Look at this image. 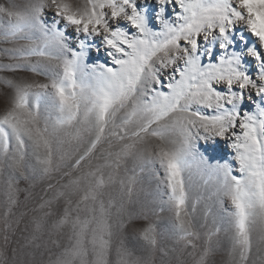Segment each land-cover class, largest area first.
Segmentation results:
<instances>
[{
	"label": "rangeland",
	"instance_id": "1",
	"mask_svg": "<svg viewBox=\"0 0 264 264\" xmlns=\"http://www.w3.org/2000/svg\"><path fill=\"white\" fill-rule=\"evenodd\" d=\"M107 2L0 0V264H264L258 197L239 227L232 141L190 128L184 100L155 103L148 69L134 92H114L105 66L121 57L105 33H84L60 13L66 5L88 18L95 9L132 35L101 9ZM140 2L160 31L154 3ZM233 35L250 38L243 25ZM212 46L202 42L199 54ZM168 50L156 51L154 71L176 56ZM236 50L254 73L246 44ZM170 159L182 181L175 192Z\"/></svg>",
	"mask_w": 264,
	"mask_h": 264
},
{
	"label": "snow or ice",
	"instance_id": "2",
	"mask_svg": "<svg viewBox=\"0 0 264 264\" xmlns=\"http://www.w3.org/2000/svg\"><path fill=\"white\" fill-rule=\"evenodd\" d=\"M154 3L153 22L162 28L154 31L148 23V9L140 0H108L100 7L111 9L113 22L123 20L125 28L110 27L95 9L88 18L69 13L61 5L60 13L74 25H82L104 35V43L121 58L115 67L105 66L113 91L127 95L150 68L158 49H169L176 56L164 65L165 71H151L153 100L164 108H173L185 101L193 119L190 128L206 134L227 137L232 141L242 176H233L236 184L233 202L238 210L241 233L245 228L247 201L256 196L264 206V0H147ZM173 14L176 23L169 18ZM238 25L246 27L250 38L241 36L246 54L256 65L253 73L245 69V58L236 49L240 46L233 33ZM163 37V41L156 38ZM212 39L218 47H209L200 55L202 42ZM229 49L231 53L229 54ZM112 57L113 52L109 51ZM171 65V68H168ZM109 94L105 92V102ZM255 98V99H254ZM251 101L255 111L245 110ZM170 181L175 192L182 183L178 163H168ZM183 205V198L178 200Z\"/></svg>",
	"mask_w": 264,
	"mask_h": 264
},
{
	"label": "bare ground",
	"instance_id": "3",
	"mask_svg": "<svg viewBox=\"0 0 264 264\" xmlns=\"http://www.w3.org/2000/svg\"><path fill=\"white\" fill-rule=\"evenodd\" d=\"M86 14V13H85ZM165 50V49H164ZM169 51V50H168ZM171 51V50H170ZM166 52V54H167V51H165ZM165 52H163V53H165ZM171 54V53H170ZM83 55V54H82ZM154 58V57H153ZM155 58H157V57H155ZM157 62H158V60H157ZM154 60H152L151 61V65H150V68L148 69V70H150L149 72H148V74L150 75V72L151 71H154V68H153V66H154ZM93 68V67H92ZM150 78L152 79V76L150 75ZM104 79V78H103ZM106 80V79H105ZM102 85V84H101ZM110 85V84H109ZM101 87V86H100ZM108 89V88H107ZM93 93V92H92ZM187 116V115H186ZM184 119V118H183ZM177 123V122H176ZM183 123V122H182ZM187 139V138H186ZM174 147V146H173ZM178 150V149H177ZM183 153V152H182ZM220 183V182H219ZM214 193V192H213ZM203 199V198H202ZM260 203V202H259ZM264 212V211H263ZM260 222L258 221V223H259V225H262L263 223H264V219L261 217L260 219ZM263 222V223H262ZM259 227H261L260 228V230L259 231H261L262 230V226H257V229L259 228ZM264 228V227H263ZM254 231V230H253ZM263 231V230H262ZM258 232V231H257ZM262 233H260V235H261Z\"/></svg>",
	"mask_w": 264,
	"mask_h": 264
}]
</instances>
